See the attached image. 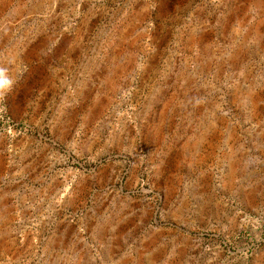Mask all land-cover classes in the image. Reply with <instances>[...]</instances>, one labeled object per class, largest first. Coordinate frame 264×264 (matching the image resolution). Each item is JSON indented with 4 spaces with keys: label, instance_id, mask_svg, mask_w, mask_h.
<instances>
[{
    "label": "rangeland",
    "instance_id": "obj_1",
    "mask_svg": "<svg viewBox=\"0 0 264 264\" xmlns=\"http://www.w3.org/2000/svg\"><path fill=\"white\" fill-rule=\"evenodd\" d=\"M0 68V264H264V0H0Z\"/></svg>",
    "mask_w": 264,
    "mask_h": 264
},
{
    "label": "clouds",
    "instance_id": "obj_2",
    "mask_svg": "<svg viewBox=\"0 0 264 264\" xmlns=\"http://www.w3.org/2000/svg\"><path fill=\"white\" fill-rule=\"evenodd\" d=\"M5 69L0 68V89H3L6 85L11 86L12 81L5 75Z\"/></svg>",
    "mask_w": 264,
    "mask_h": 264
},
{
    "label": "water",
    "instance_id": "obj_3",
    "mask_svg": "<svg viewBox=\"0 0 264 264\" xmlns=\"http://www.w3.org/2000/svg\"><path fill=\"white\" fill-rule=\"evenodd\" d=\"M65 220H67V216H65Z\"/></svg>",
    "mask_w": 264,
    "mask_h": 264
}]
</instances>
